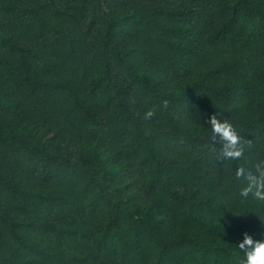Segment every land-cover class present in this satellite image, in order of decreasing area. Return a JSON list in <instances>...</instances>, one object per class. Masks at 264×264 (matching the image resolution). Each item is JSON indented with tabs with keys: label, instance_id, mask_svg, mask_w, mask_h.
I'll use <instances>...</instances> for the list:
<instances>
[{
	"label": "trees",
	"instance_id": "16d2710c",
	"mask_svg": "<svg viewBox=\"0 0 264 264\" xmlns=\"http://www.w3.org/2000/svg\"><path fill=\"white\" fill-rule=\"evenodd\" d=\"M257 167L264 0H0V264H242Z\"/></svg>",
	"mask_w": 264,
	"mask_h": 264
},
{
	"label": "clouds",
	"instance_id": "9594fccd",
	"mask_svg": "<svg viewBox=\"0 0 264 264\" xmlns=\"http://www.w3.org/2000/svg\"><path fill=\"white\" fill-rule=\"evenodd\" d=\"M146 115L150 118L153 113L149 111ZM208 123L212 133L211 139L222 144L223 155L229 159L240 158L243 155L239 147L242 141L233 126L227 121L221 122L215 116H212ZM235 175L243 178V186L239 191L241 197L251 196L264 202V168L257 167L255 172L237 168ZM242 237L237 246L243 252L242 264H264V239L254 240L253 235L247 232L242 233Z\"/></svg>",
	"mask_w": 264,
	"mask_h": 264
}]
</instances>
